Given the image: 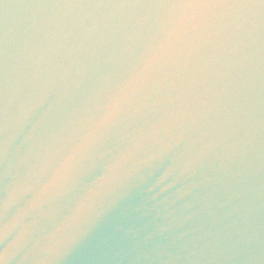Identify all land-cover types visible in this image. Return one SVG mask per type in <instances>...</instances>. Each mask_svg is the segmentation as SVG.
<instances>
[{
  "label": "water",
  "instance_id": "water-1",
  "mask_svg": "<svg viewBox=\"0 0 264 264\" xmlns=\"http://www.w3.org/2000/svg\"><path fill=\"white\" fill-rule=\"evenodd\" d=\"M0 264H264V4L0 0Z\"/></svg>",
  "mask_w": 264,
  "mask_h": 264
},
{
  "label": "snow or ice",
  "instance_id": "snow-or-ice-1",
  "mask_svg": "<svg viewBox=\"0 0 264 264\" xmlns=\"http://www.w3.org/2000/svg\"><path fill=\"white\" fill-rule=\"evenodd\" d=\"M182 3L188 4H207V3H215L220 2V0H180ZM261 4H264V0H260Z\"/></svg>",
  "mask_w": 264,
  "mask_h": 264
}]
</instances>
